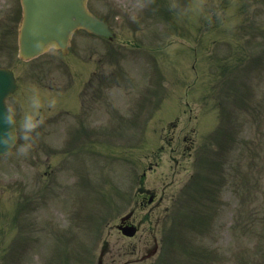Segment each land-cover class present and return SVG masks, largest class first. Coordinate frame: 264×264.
Instances as JSON below:
<instances>
[{"label":"rangeland","instance_id":"rangeland-1","mask_svg":"<svg viewBox=\"0 0 264 264\" xmlns=\"http://www.w3.org/2000/svg\"><path fill=\"white\" fill-rule=\"evenodd\" d=\"M119 1H90L92 9L105 19L109 18L114 8L122 17L126 12L122 10H129L124 22L119 19L121 26L113 27L114 41H100L96 44L95 38L77 33L67 56L56 52L23 63L17 59L15 43H11L9 52L3 51L0 54V67L12 68L17 77L29 76V80H35L40 87L35 90L40 92L34 93V101L30 105L12 107L17 113L21 134L14 151L0 158V201L3 203V199H6L14 205L16 200L20 201L21 194L25 195L32 188L39 191L38 186L44 189L52 185L57 196L61 195L62 188L65 193L71 189L70 196L77 188L79 195L81 194L79 197L83 196L77 207L84 208L75 212L69 206L70 209L62 211L65 217L58 216L53 211L51 200H47L48 203H44L38 212L30 217L24 212L18 214L19 222L14 227L12 217L16 214L18 205L9 207L0 220V228L3 227V234H6L0 240V264H48L53 249L50 248L49 237L41 233L44 231L42 227H49V232L54 233L60 225L76 227V231H70L71 245L67 250L70 264L96 262L94 258L100 250L106 252L103 264H124L127 261L139 260H142L139 264H184L183 258L188 259L186 264H264V116L262 120L254 118L253 121L250 116L244 115L248 110L254 111L261 99L264 101V39L259 37H264V0H186L187 4L182 6V10L179 13L171 12L170 18H174L176 23L179 22V32L185 38L193 41L194 37L195 41L198 39L197 43L202 42L201 46L198 45L194 49L198 52L195 68H192L193 64L189 62L191 54L183 55L181 70L174 65L171 67L168 63L162 64L158 78L152 74L155 71L151 69L155 61L147 59L138 50L139 42L146 46V39L151 35L147 21L142 30L136 28L141 24L136 16H144L137 11L143 0ZM174 5L175 0H161L158 4L154 2L152 7L160 9L159 13H162L163 8ZM0 6L6 10L7 2L0 0ZM193 12L198 16L192 18L191 23L189 16ZM129 14L132 19H129ZM110 21L114 24L113 17ZM4 24L5 28H13L16 20ZM165 24L167 31H170L168 23ZM251 38L253 39L250 40ZM183 42L176 41L165 45L164 53L176 46L181 47ZM157 46L161 47V44ZM229 53L236 54L234 65L233 60H229ZM245 53L255 54L257 57L246 62ZM86 58L89 59L87 63L84 60ZM136 58L140 60L137 62ZM135 63L137 67L134 66ZM226 64L229 66L222 67ZM222 73L227 75L226 80L231 79L230 83L222 80ZM71 74L75 78L66 77ZM91 76L94 84L102 77L100 97L105 98L103 104L109 105V110L93 114L92 120L101 121L105 125L107 122L104 119L111 118L110 116L119 111L123 120L122 123L115 124V130L119 132L126 121L132 120L133 113L136 114L135 119L139 125L143 122L145 109L135 105L134 110L133 106L138 97L152 96L160 86L164 85L169 91L175 86L176 90L171 91L168 96L172 98L171 101L178 96L185 98L184 103H193L196 98L206 99L209 103L199 112L193 104L189 105V108L197 116L204 130L195 122L197 135L200 137L203 133L209 134V137L203 138L201 147L206 145L210 138H214L218 125H222L220 129L223 130L211 143L208 157L202 156V161L210 165L209 186L205 185L206 179H199L194 184L188 181L190 185H186V181L193 175V170L190 168L192 161L181 154V128L185 132L191 127L185 117L181 126L179 125L176 131L174 129L172 147L163 149L159 155L151 153L147 159L142 158V163L131 167L129 178L117 174L115 170L118 167L110 165L113 169L110 173L108 169L101 170L100 174L95 173L98 174L94 176V180L98 179V185L92 187L94 190H81L78 187L80 179L67 173L72 165L79 162L62 149L67 140L65 133H68L65 117H57V111L51 106L53 100L48 99L46 102L48 96L43 95H48L49 86L53 87L51 92L55 89L62 91L61 81L65 82L67 78L69 86L79 92V96L81 92L86 94L85 108H92L90 102L92 99L96 100L99 90L95 85L88 90L83 86L92 80ZM176 77L181 80L178 82L179 86L176 84ZM258 83L263 89V94L262 90L258 94L255 92L259 88ZM112 98H117V107ZM27 99H30L29 94L25 97V100ZM213 99L222 103L224 101L225 105H214L211 103ZM146 106L149 111L151 107L148 103ZM41 107L46 109L43 117L39 118L38 110ZM175 107L176 105H170L165 113L172 112ZM222 108L225 110L226 123L220 117ZM258 109L264 112V105ZM204 116L208 119L207 123L213 119L212 126L208 124L203 127ZM25 117H31L33 124L36 122L29 134V141L23 139L22 125ZM51 118H61L62 121L57 123L56 128H52L49 124ZM170 119L156 117L151 120L150 129L164 130ZM141 131L140 126L138 132ZM151 139L155 144L152 147L159 146L153 150L158 153L165 144L168 145L166 139L169 137H165L161 132L160 141L156 137ZM217 143L221 144V151L218 150ZM25 144H30V147L24 148ZM115 145L118 146L116 143ZM103 152L97 149L95 154L89 155L88 152L86 155L103 159ZM108 153L109 150L106 149V154ZM138 154L145 156L146 153L138 151ZM98 159H92L90 163L94 167L100 166L102 162ZM126 170L128 171L127 167ZM78 171L79 169L74 172L77 174ZM142 174L144 178L138 181L137 177ZM50 181L55 182L52 184ZM217 181H220V185L214 187ZM19 182L24 187H18ZM227 185L229 187H226ZM82 186L84 187V184ZM137 188L149 190L154 193L156 199L145 211L136 207V203L132 220L139 225V232L136 238L127 239L121 236L114 226L119 217L132 208L131 197L133 192H137ZM86 192L93 196L96 194L95 197H101V201L95 202V197L90 194L84 196ZM173 194L178 201L180 214L165 216V209L172 205ZM183 194H188L187 199ZM157 202H161L160 205ZM181 202L184 203L180 204ZM251 214L254 216L252 220ZM17 231L29 233L24 236L23 246L11 243ZM152 235L161 240L160 253L153 259H144L154 248ZM54 236V239L58 238L56 233ZM65 243L67 239L62 240L60 246L64 248ZM17 246L23 248H16ZM192 246H196L198 250L193 249L196 251V257L193 259L191 255L184 254L186 251L190 252ZM81 253L84 254L83 259Z\"/></svg>","mask_w":264,"mask_h":264},{"label":"water","instance_id":"water-1","mask_svg":"<svg viewBox=\"0 0 264 264\" xmlns=\"http://www.w3.org/2000/svg\"><path fill=\"white\" fill-rule=\"evenodd\" d=\"M22 5L23 22L19 32V54L22 58L35 56L53 43L63 46L67 33L77 25L104 33V26L86 14L82 0H22ZM0 76L1 121L6 115L4 106L1 112L2 100L5 94L14 89V85L11 74L6 70H0ZM11 127L13 128L12 125L10 129ZM4 128V123L0 124V141L9 135V127ZM8 147L9 145L0 143V154L5 153Z\"/></svg>","mask_w":264,"mask_h":264},{"label":"clouds","instance_id":"clouds-1","mask_svg":"<svg viewBox=\"0 0 264 264\" xmlns=\"http://www.w3.org/2000/svg\"><path fill=\"white\" fill-rule=\"evenodd\" d=\"M5 120H6V122L8 124L15 123L11 113H7L6 114ZM34 126L35 125L33 124L32 120H31V117H25L23 125H22L23 132H24L23 139L25 141H29V134L31 133V131L34 128ZM15 141H16V137L5 136L2 139V141H0V143H3L4 145H12V144L15 143ZM23 147L24 148H28V147H30V144H25Z\"/></svg>","mask_w":264,"mask_h":264}]
</instances>
